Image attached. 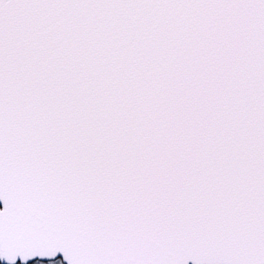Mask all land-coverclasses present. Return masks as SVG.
I'll return each instance as SVG.
<instances>
[{
    "label": "snow or ice",
    "instance_id": "obj_1",
    "mask_svg": "<svg viewBox=\"0 0 264 264\" xmlns=\"http://www.w3.org/2000/svg\"><path fill=\"white\" fill-rule=\"evenodd\" d=\"M0 261L264 264V0H0Z\"/></svg>",
    "mask_w": 264,
    "mask_h": 264
},
{
    "label": "water",
    "instance_id": "obj_2",
    "mask_svg": "<svg viewBox=\"0 0 264 264\" xmlns=\"http://www.w3.org/2000/svg\"><path fill=\"white\" fill-rule=\"evenodd\" d=\"M2 206H3V205H2V202H0V208H2ZM1 262L4 264V262H3V261H1ZM18 263H19V262H18Z\"/></svg>",
    "mask_w": 264,
    "mask_h": 264
},
{
    "label": "flooded vegetation",
    "instance_id": "obj_3",
    "mask_svg": "<svg viewBox=\"0 0 264 264\" xmlns=\"http://www.w3.org/2000/svg\"><path fill=\"white\" fill-rule=\"evenodd\" d=\"M0 264H3L1 261H0ZM19 264V263H18Z\"/></svg>",
    "mask_w": 264,
    "mask_h": 264
}]
</instances>
